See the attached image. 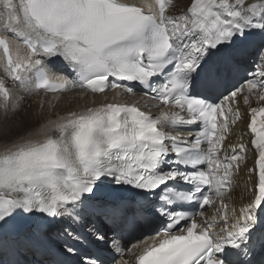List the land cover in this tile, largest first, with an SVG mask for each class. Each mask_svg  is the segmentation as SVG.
Segmentation results:
<instances>
[{"label": "snow or ice", "instance_id": "obj_1", "mask_svg": "<svg viewBox=\"0 0 264 264\" xmlns=\"http://www.w3.org/2000/svg\"><path fill=\"white\" fill-rule=\"evenodd\" d=\"M176 6L0 0V264H264V0ZM72 92L90 106L45 120Z\"/></svg>", "mask_w": 264, "mask_h": 264}, {"label": "bare ground", "instance_id": "obj_2", "mask_svg": "<svg viewBox=\"0 0 264 264\" xmlns=\"http://www.w3.org/2000/svg\"><path fill=\"white\" fill-rule=\"evenodd\" d=\"M177 1L178 0H176V2ZM131 2L135 3V2H138V0H131ZM179 5H178V10L180 12L182 7L187 8L190 5V0L188 1V4L185 6H183L181 4H179ZM7 83L11 84L10 80L7 81ZM77 93H79V92H77ZM108 96H109V98H111L112 95H108ZM39 97L43 98L42 96H39ZM88 97H90V100L92 99L91 95H88L85 98H88ZM95 99L97 100V103H99L103 99V97H96ZM27 104L32 105V107L30 109H28L29 112H31L32 110L38 109L39 104H35L29 100H27ZM85 106H90V102L87 103ZM239 106H240V110H241L243 118L241 121L237 122V124L233 126V133L228 137V139L225 140L224 145H225V149H228V146L230 144H236L237 142L245 143L249 149V151L247 153L248 159H247L246 167L250 168V167H252L253 159H252V151H251L252 145L250 143L251 136L247 134L248 133V124L250 123V116H249L248 111H247L249 106L243 105L242 99H240ZM250 106L256 107L257 106L256 101L253 100ZM68 110L69 109H66L64 111L60 110L59 113L64 114ZM71 110H73L72 107H71ZM241 135L243 136V140L238 141V137H240ZM253 183H254V179L248 180V174H247L246 168L242 169L240 175L236 177V186L234 187L230 196L226 198V202L229 203L230 206L235 207L237 210H239L240 207H242L244 204H246L252 198L251 189H252ZM209 211H210V213H209ZM212 214H213V210L208 208V210L206 211V215L211 216ZM126 258H128V257H126Z\"/></svg>", "mask_w": 264, "mask_h": 264}, {"label": "rangeland", "instance_id": "obj_3", "mask_svg": "<svg viewBox=\"0 0 264 264\" xmlns=\"http://www.w3.org/2000/svg\"><path fill=\"white\" fill-rule=\"evenodd\" d=\"M188 1H189V0H178V1L176 2V3H177V6L174 7V8L171 10V14H173V15L178 14V13H179L178 5L181 4V5L185 6V5L188 4ZM180 2H181V3H180ZM183 2H184V3H183ZM182 3H183V4H182ZM179 6H180V5H179ZM68 94H70V95H75V97L73 98V97H70V96H63V98H62V100L60 101V103L56 105V110H58V111H60V110L64 111V110L68 109V107H67L68 103H69L70 108H71V105H73V104H76V103H79V102H80V103H85V105H86L87 103L91 102V100H92V99L90 100V97L85 98V99H80L79 97H80L82 94L77 93V92H72V93H68ZM37 97H38V99H36V96H32V97L30 96V97L27 98V100H29V101H31V102H33V103H35V104H39L42 100H45V99H43V98H41V97H39V96H37ZM47 100H48V99H47ZM88 100H89V101H88ZM48 101L50 102V98H49ZM54 109H55V108H51V109H49V108H47V107L44 109L42 115H44L45 120H46V119H49V118L52 117L54 114H57V111L54 110ZM32 111H40V110H39V108H38L37 110H32ZM55 111H56V112H55ZM209 213H210V211H209Z\"/></svg>", "mask_w": 264, "mask_h": 264}]
</instances>
